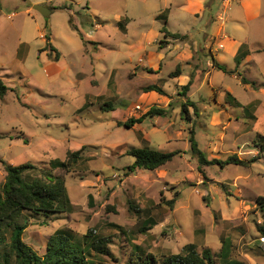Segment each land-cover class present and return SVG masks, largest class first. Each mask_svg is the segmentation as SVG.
I'll use <instances>...</instances> for the list:
<instances>
[{
  "label": "rangeland",
  "instance_id": "1",
  "mask_svg": "<svg viewBox=\"0 0 264 264\" xmlns=\"http://www.w3.org/2000/svg\"><path fill=\"white\" fill-rule=\"evenodd\" d=\"M37 5L53 10L45 16ZM126 9L127 0H0V77L9 87L0 97V159L49 168L68 150L84 146L69 171L53 170L64 179L71 209L27 211L23 240L43 254L56 229H68L70 241L82 244L92 229L94 237L108 239V254L91 251L95 264H163L189 242L199 251L210 248L213 264L233 259L264 264V238L256 229L263 219L256 199L264 196V50L256 49L264 48V32L250 33L246 43L254 52L238 67L232 49L225 48L232 72L205 70L186 91L166 84L159 101L131 104L125 99L141 87L125 88L156 78L148 73L129 78V66L121 63L130 52L121 17ZM260 21L264 27V10ZM95 22L102 24L100 39ZM151 22L149 14L140 19ZM232 28L227 26L232 37L246 35ZM46 37L60 52L58 59L43 49ZM111 69L114 81L108 84ZM169 69L175 67L161 74L167 79ZM187 100L195 108L189 105L188 113H181ZM151 105L166 114L131 127L118 125ZM190 129L208 159L236 154L249 163L200 169L190 149ZM144 144L179 152L157 169L127 172L134 157L126 150ZM4 177L0 161V184ZM148 220L153 224L146 225ZM223 245L227 259L220 256Z\"/></svg>",
  "mask_w": 264,
  "mask_h": 264
},
{
  "label": "trees",
  "instance_id": "2",
  "mask_svg": "<svg viewBox=\"0 0 264 264\" xmlns=\"http://www.w3.org/2000/svg\"><path fill=\"white\" fill-rule=\"evenodd\" d=\"M61 6L59 8H64ZM161 31L168 34L165 28ZM169 35L178 36V34L169 33ZM82 38V36H80ZM49 37H46V45L43 49L49 48L55 58L60 57V52L51 43ZM249 53L244 44L240 46L235 55L236 63ZM219 69L227 70L225 66L217 64ZM179 69L176 68L170 75H176ZM242 81L247 83L246 79ZM191 79L184 85L182 90L186 91L191 85ZM9 87L0 77V97L3 98ZM143 91L155 90L159 94H164V90L157 84H147L142 87ZM185 92H182L184 94ZM227 97H232L230 92H226ZM193 102L187 100L181 104V113H188L187 106ZM194 107V106H193ZM195 108V107H194ZM166 109L152 105L139 117H130L125 121L119 122L118 125L131 127L135 123L141 122L146 117L156 115L164 116ZM190 149L198 159V167L201 169L205 164H218L220 166L229 163L246 165L250 160L239 158L236 154L229 155L225 159L212 158L208 159L206 154L198 147L194 130L189 131ZM82 146L79 149L68 150L62 160L55 159L51 161L49 168H40L37 165L25 162L17 165L0 161L5 170L4 181L0 184V264H95L90 258L91 251L96 254H108L106 237H94V230L90 229L83 236L85 241L80 243L78 240L70 241L71 233L68 229H56L47 239L43 254H38L29 244L23 240L25 228L28 225L27 211L35 213H62L69 212L71 201L66 190L64 179L61 175L53 172L56 168H62L67 171L77 163L82 154ZM178 150L162 151L150 147L148 144L142 146H131L126 150V154L134 157L133 163L126 166L127 172H133L136 169L154 170L166 164L178 153ZM263 212V219L256 224V229L260 236L264 238V196L256 199ZM169 203H173L171 200ZM153 224L151 220L146 225ZM142 225V230L146 229ZM220 256L227 259L229 250L224 245L221 248ZM163 264H213V255L211 249L203 247L200 251L192 243H186L180 252L169 254ZM221 264H248L246 261L233 259L230 262Z\"/></svg>",
  "mask_w": 264,
  "mask_h": 264
},
{
  "label": "crops",
  "instance_id": "3",
  "mask_svg": "<svg viewBox=\"0 0 264 264\" xmlns=\"http://www.w3.org/2000/svg\"><path fill=\"white\" fill-rule=\"evenodd\" d=\"M231 2L233 6L229 13ZM47 8L52 12L51 7ZM263 10L264 0H127L125 15L121 17H124L126 48L130 52L123 57L121 63L129 66V78L148 73L156 79L144 85L123 86L126 90L141 87L140 93H132V96H128L127 93L125 101L132 100L131 104L139 100L146 103L149 99L157 102L163 94L155 90L143 91V86L160 82V87L165 90L166 84L175 87L186 84L190 79L196 82L197 79H194L196 74H201L205 70L206 74H212L214 70L219 69L217 64L226 67L224 55L227 47L232 49L235 59L238 49L244 44L249 53L240 63H236L235 67L246 62L247 57H252L254 52L246 43V40L251 39L250 33L254 31L253 33L258 32L260 35L264 32L260 21ZM148 14L152 19L151 24L140 23V19L147 17ZM93 26L100 39L98 31L102 24L95 22ZM227 26H233L234 31L241 29L240 34L245 32L246 35L236 39L228 34ZM162 28H165L168 34H164ZM261 50L264 48L256 49ZM210 60L212 65L209 63ZM173 66L175 69H169L166 73L168 79L161 75L164 68ZM176 68L179 69V73L170 75ZM113 75L114 70L111 69L108 84L114 81ZM203 78L202 76L200 79V88L204 83ZM94 81L97 82L96 79ZM207 81L215 88L210 77ZM190 96L193 97V93L190 92Z\"/></svg>",
  "mask_w": 264,
  "mask_h": 264
},
{
  "label": "water",
  "instance_id": "4",
  "mask_svg": "<svg viewBox=\"0 0 264 264\" xmlns=\"http://www.w3.org/2000/svg\"><path fill=\"white\" fill-rule=\"evenodd\" d=\"M41 14L43 15H47L48 13L51 12V9L50 8H47V7H43V6H40V5H37L35 7Z\"/></svg>",
  "mask_w": 264,
  "mask_h": 264
}]
</instances>
